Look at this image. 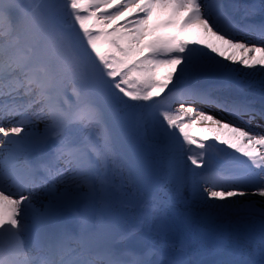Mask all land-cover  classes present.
<instances>
[{"label":"snow or ice","instance_id":"1","mask_svg":"<svg viewBox=\"0 0 264 264\" xmlns=\"http://www.w3.org/2000/svg\"><path fill=\"white\" fill-rule=\"evenodd\" d=\"M253 76L264 0H0V264H264Z\"/></svg>","mask_w":264,"mask_h":264},{"label":"bare ground","instance_id":"2","mask_svg":"<svg viewBox=\"0 0 264 264\" xmlns=\"http://www.w3.org/2000/svg\"><path fill=\"white\" fill-rule=\"evenodd\" d=\"M238 2L251 3L253 2V0H238ZM245 79H250L252 86L247 88L244 94L252 98L256 106L259 108L262 105V103H264V100H262V93L259 86L260 77L258 76H253L251 78L245 77ZM245 119H247V117H245ZM253 125L254 126L259 125L260 128H264L258 120H255L253 122ZM40 196L33 199V204L35 205V208L38 210V212L41 211L42 208L40 207H42V205H44L45 207V205H47L48 203L47 197L45 196L40 197ZM251 199L255 201H260L259 197H251ZM259 206L260 205L258 203L257 207ZM38 219L41 220V222L43 221V223H45L49 220H52L53 218L45 219L44 217H38ZM234 238L238 239L242 247L244 248V252H245L243 257L244 259H248L256 262H259L261 260V255H260L261 231L259 228V216H256L251 222L247 218L240 219L237 225V229L234 232Z\"/></svg>","mask_w":264,"mask_h":264},{"label":"rangeland","instance_id":"3","mask_svg":"<svg viewBox=\"0 0 264 264\" xmlns=\"http://www.w3.org/2000/svg\"><path fill=\"white\" fill-rule=\"evenodd\" d=\"M40 195H42V196H45L44 194H38V195H36L34 198H36V197H38V196H40ZM42 196H40V197H42ZM46 197V196H45ZM38 204V203H37ZM40 208H42L41 209V211H39V212H44V210H45V207H44V205H42V207H40ZM37 220H38V218H37ZM75 220V219H74ZM39 223H40V221H38V224L37 225H39Z\"/></svg>","mask_w":264,"mask_h":264}]
</instances>
